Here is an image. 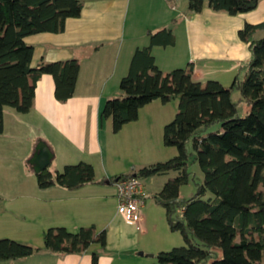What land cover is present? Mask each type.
Returning a JSON list of instances; mask_svg holds the SVG:
<instances>
[{"label": "trees", "instance_id": "obj_1", "mask_svg": "<svg viewBox=\"0 0 264 264\" xmlns=\"http://www.w3.org/2000/svg\"><path fill=\"white\" fill-rule=\"evenodd\" d=\"M205 2L213 10L233 15L254 9L259 0H187L188 10L199 12ZM81 8L79 0H0V133L4 107L28 112L42 74L53 77L57 100L66 101L73 95L78 59L41 61L33 67V46L24 38L62 31L66 19L78 16ZM257 31L263 34L254 39ZM238 36L248 42L251 59L240 67L243 78L235 75L226 87L215 79L194 80L191 64L160 70L151 48L173 45L175 35L165 27L148 31V44L134 50L127 73L119 81L121 93L101 105L99 124L110 118L116 133L136 120L139 109L152 100L166 103L178 98L177 111L164 124L162 134L163 144L175 146L177 154L131 173L150 177L177 172L153 198L164 207L169 229L180 232L185 245L159 251L152 264H264V20L245 23ZM233 89L239 90V101L248 105L243 116L238 115L237 102L231 99ZM216 123L220 124L218 130L207 131ZM194 162L203 179L194 182L193 196L180 198V187L188 182ZM128 175L103 177L98 182L113 183ZM35 178L39 188L59 185L74 189L97 182L93 166L85 161L66 164L55 173L47 167L35 173ZM93 242L105 246V231L94 225L75 231L55 226L42 232V247L52 252L81 253ZM39 249L0 238V260L27 257ZM97 262L98 254L93 252L91 264Z\"/></svg>", "mask_w": 264, "mask_h": 264}, {"label": "crops", "instance_id": "obj_2", "mask_svg": "<svg viewBox=\"0 0 264 264\" xmlns=\"http://www.w3.org/2000/svg\"><path fill=\"white\" fill-rule=\"evenodd\" d=\"M79 1L82 3L80 14L67 18L62 31L39 32L24 38L33 46L31 66L35 67L41 61L76 58L79 70L73 95L66 101L55 98L53 77L45 73L36 81L28 112L19 113L9 106L4 107L0 165L9 168L11 164L17 167L21 164L22 169L19 168L17 176H10L9 169L2 170L0 195L6 193L12 199L29 198L27 211L37 213L38 219L47 227L64 226L75 231L81 226L94 225L97 230H104L105 246L100 245L101 252L109 248L116 251L149 249L151 243L146 236L150 228L144 213L148 209L146 200L141 208L139 228L129 225L117 212L115 190L109 191L108 181L98 180L121 174L113 169V161L117 160L118 150L122 147L136 156L152 153L148 144L149 135L154 131L152 121L163 124L167 118L155 99L139 109L136 120L125 123L114 133L110 118L99 124L103 101L121 93L119 81L127 73L134 50L148 44V31L165 27L175 35L173 45L151 48L158 68L167 72L191 64L193 79L200 83L215 79L228 87L235 75L242 79L244 70L240 67L251 59L250 49L248 42L238 36V30L243 26L237 15L213 10L206 2L199 12H191L187 0ZM245 19V23L252 24L264 20V0H259L254 13ZM262 34L263 31H257L253 38ZM31 135H35L33 140ZM23 141H27L25 148L20 144ZM38 141L50 149V163L54 158H60L63 165L73 164L83 161L84 155L99 152L100 158L95 162L87 160L94 168L97 182L74 189L59 185L39 188L34 177L38 189H30L31 175L24 159L19 157V151L25 149L29 153L28 143L35 145ZM36 150L34 146L32 152ZM96 167H99L98 171ZM138 168H133L130 173H135ZM107 192L113 196L112 209L106 203ZM152 202H155L154 198ZM141 234L145 238H141ZM92 246L91 243L81 253L40 248L27 257L13 259L18 263L11 264H91L95 252ZM100 261L101 257L98 264Z\"/></svg>", "mask_w": 264, "mask_h": 264}, {"label": "rangeland", "instance_id": "obj_3", "mask_svg": "<svg viewBox=\"0 0 264 264\" xmlns=\"http://www.w3.org/2000/svg\"><path fill=\"white\" fill-rule=\"evenodd\" d=\"M255 9V8H254ZM254 9L241 12L233 15H237L239 23L241 26L244 25L245 22H247L245 18L247 16L251 15V13H254ZM231 15V14H230ZM251 53V52H250ZM118 96V95H117ZM241 97V94L238 89H233L231 93V99L234 102H237V113L239 116H243L248 109V105L243 102L239 101V98ZM156 103L161 107L162 113L166 116L165 123H168L172 118L174 117L177 108H178V98L174 97L170 101L166 103H162L160 100H156ZM20 113V112H19ZM105 119L102 121L104 123ZM159 124L157 120L152 121V124L154 125V131L149 135L148 144L150 145L151 149L153 150L152 153L149 155L146 154H137L133 155L130 153V151L126 150L124 147H122L121 150H118L117 160L113 161V169L116 170V172H120L121 174H131V170L133 168H138L139 166L142 167L145 165L153 164L156 162L166 161L170 159L171 157L175 156L177 154V148L175 146H166L163 144V126L164 124ZM220 128V124L216 123L208 128L207 131H216ZM113 135V134H111ZM35 135H31L30 138L32 140L34 139ZM3 143L5 144V140H3ZM39 141L36 142L34 145L33 143H28V152L25 149H21L19 151V157L23 158L25 165L27 166V169L30 173V183H28V186H30V189H37L35 186V171L33 168V165L31 164V159L33 158L34 152H32L34 146L37 147L39 145ZM22 146H27V141L20 142ZM191 146L190 142L187 143V150L190 151ZM27 154V155H26ZM102 155V154H101ZM104 155V153H103ZM102 155V156H103ZM97 158H100V153L95 154H88L84 155L82 157V160H97ZM79 160V159H75ZM110 160V159H109ZM190 161V159H189ZM60 158L56 159L54 158L52 162L48 165V168L55 173V171H60L63 168V163H60ZM90 162V161H88ZM112 161L110 160V163ZM22 169L21 164L19 167L15 164L9 165V168H6L5 165H0V175L2 174L3 169H9L11 174L13 176H17L20 172L18 171ZM190 176L187 183L181 185L179 190V197L180 198H190L195 194L196 187L194 182H201L203 179V174L200 171L197 162L190 164ZM96 170H99V167H96ZM177 172L170 171L167 174H156L151 177H139L142 182L144 183L145 190L148 193L146 197V202L148 205V209L144 211L146 214L148 224L150 231L148 233V236H146V240L151 243V245H148L149 249H130V250H123V251H116L112 248L106 249L104 252H101V249L99 247L100 244L98 243H92V247L99 254L98 260L101 257L100 264H152L156 261L155 255L159 251H167L170 250L173 247H179L185 245V242L183 240L182 235L178 231H171L167 225L166 218H165V210L164 207L156 204V202L150 203V201L153 199L154 193L160 190L164 182L169 177L176 176ZM32 181V182H31ZM32 184V185H31ZM109 191L115 190V187L112 184H106ZM31 190V191H32ZM108 197L106 200L108 208L112 209L113 207V201L112 199V193L107 192ZM5 195H0V238L8 237L12 238L14 240L24 242L27 244H30L32 246H38L40 248H43L42 245V237L41 234L44 230H46L47 226H45V222L42 220H39V216L37 213L32 211H27V207L30 203L29 198H10L4 193ZM115 195V191H114ZM208 194H205V197ZM117 198V197H116ZM150 203V204H149ZM112 204V205H111ZM107 208V209H108ZM5 212V213H3ZM141 238H145L143 234H141ZM198 241V240H196ZM44 249V248H43ZM139 252H143L142 255H139ZM152 253L153 256H149L148 254ZM7 261V262H6ZM18 263L14 261L13 259L9 260H0V264H11V263ZM98 264V262H97Z\"/></svg>", "mask_w": 264, "mask_h": 264}, {"label": "built area", "instance_id": "obj_4", "mask_svg": "<svg viewBox=\"0 0 264 264\" xmlns=\"http://www.w3.org/2000/svg\"><path fill=\"white\" fill-rule=\"evenodd\" d=\"M113 185L117 197V212L125 223L136 225L139 228L141 208L147 194L142 180L138 176L130 174L115 178Z\"/></svg>", "mask_w": 264, "mask_h": 264}, {"label": "water", "instance_id": "obj_5", "mask_svg": "<svg viewBox=\"0 0 264 264\" xmlns=\"http://www.w3.org/2000/svg\"><path fill=\"white\" fill-rule=\"evenodd\" d=\"M52 153L48 146L44 142H40L37 146L36 152L33 154V158L31 159V164L33 165L35 173L45 169L48 167L51 161ZM140 255L143 252H139ZM149 256H153L152 253L148 254Z\"/></svg>", "mask_w": 264, "mask_h": 264}]
</instances>
